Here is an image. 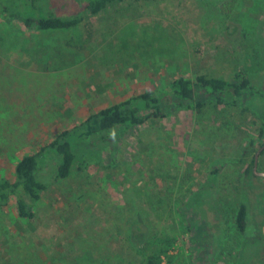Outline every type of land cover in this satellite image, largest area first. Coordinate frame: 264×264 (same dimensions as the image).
Returning <instances> with one entry per match:
<instances>
[{"label":"rangeland","instance_id":"1","mask_svg":"<svg viewBox=\"0 0 264 264\" xmlns=\"http://www.w3.org/2000/svg\"><path fill=\"white\" fill-rule=\"evenodd\" d=\"M39 3L58 15L83 8ZM239 71L264 90V0L130 1L63 31L0 14V178L13 180L22 156L111 105L178 77ZM171 110L85 141L81 169L66 179L55 181L60 158L50 156L35 219L19 217L15 198L0 208V264H137L165 235L176 239L171 264H264V178L243 159L264 107L221 108L205 121ZM241 202L245 234L235 226Z\"/></svg>","mask_w":264,"mask_h":264},{"label":"trees","instance_id":"2","mask_svg":"<svg viewBox=\"0 0 264 264\" xmlns=\"http://www.w3.org/2000/svg\"><path fill=\"white\" fill-rule=\"evenodd\" d=\"M83 6L77 13L58 15L44 8L39 0H0V14L7 23H17L27 29L38 31L70 30L79 27L85 20L107 12L126 2H155L157 0H76ZM234 5H230L232 11ZM169 106V107H168ZM264 107V90L254 86L248 73L239 71L230 78L199 74L195 78L178 77L173 79L164 90H150L135 95L126 101L111 105L91 116L84 122L60 132L57 137L37 152L22 156L15 166L14 179L0 178V208L6 207L11 198H15L19 217L34 220L35 205L46 190V184L40 179L44 164L50 156L60 158L54 174L55 181L68 178L75 170L81 169L85 160V141L96 139L97 134L120 133L133 127L143 126L170 115L172 107L190 110L202 120L219 113L221 108L242 107L252 112ZM103 141L105 140L102 139ZM92 141V140H91ZM264 145V121L257 137L250 141L243 159L252 156L247 173L254 175V153ZM99 146V145H98ZM252 148V151H251ZM264 154V151L262 152ZM261 154V155H262ZM218 169L210 172L209 185L215 183ZM196 197V196H194ZM188 201L193 206L196 198ZM235 226L241 234L248 229V206L239 204L235 213ZM176 239L165 235L151 246L145 245L146 255L137 264H162L168 258L172 263L170 249Z\"/></svg>","mask_w":264,"mask_h":264},{"label":"water","instance_id":"3","mask_svg":"<svg viewBox=\"0 0 264 264\" xmlns=\"http://www.w3.org/2000/svg\"><path fill=\"white\" fill-rule=\"evenodd\" d=\"M264 151V145L257 151L255 158H254V174L258 177H262L264 178V172L263 171H259L258 168V163H259V157L262 154V152Z\"/></svg>","mask_w":264,"mask_h":264}]
</instances>
